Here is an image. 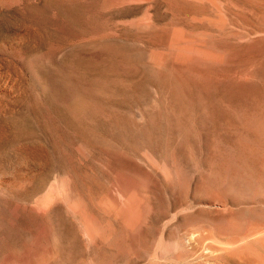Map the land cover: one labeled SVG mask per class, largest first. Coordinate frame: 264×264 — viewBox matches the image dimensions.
<instances>
[{"label": "rangeland", "instance_id": "obj_1", "mask_svg": "<svg viewBox=\"0 0 264 264\" xmlns=\"http://www.w3.org/2000/svg\"><path fill=\"white\" fill-rule=\"evenodd\" d=\"M263 67L264 0H0V264H264L211 177Z\"/></svg>", "mask_w": 264, "mask_h": 264}, {"label": "bare ground", "instance_id": "obj_2", "mask_svg": "<svg viewBox=\"0 0 264 264\" xmlns=\"http://www.w3.org/2000/svg\"><path fill=\"white\" fill-rule=\"evenodd\" d=\"M254 74L247 80V83L245 81L246 84L241 92L240 117L238 121H227L228 123L226 124L228 131L226 145L233 152V156L222 158L221 163L219 162L213 171L210 170L212 171V176L211 174L210 176L215 182L216 192L218 191L221 194H219L220 198L221 200L223 199L222 201L226 205L233 207L239 214L263 220L264 67L260 72ZM161 117L163 116L161 115ZM209 190L211 189L199 186L194 187L191 191L194 195H203L204 198L205 196L208 198L207 195H210ZM260 234L259 232L252 234L251 239H258Z\"/></svg>", "mask_w": 264, "mask_h": 264}]
</instances>
